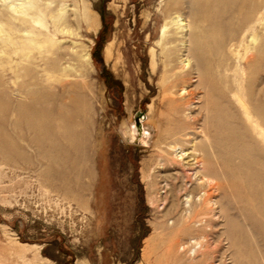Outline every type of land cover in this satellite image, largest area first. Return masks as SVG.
Wrapping results in <instances>:
<instances>
[{
	"label": "rangeland",
	"instance_id": "obj_1",
	"mask_svg": "<svg viewBox=\"0 0 264 264\" xmlns=\"http://www.w3.org/2000/svg\"><path fill=\"white\" fill-rule=\"evenodd\" d=\"M51 1L75 34L49 21L57 45L33 51L34 85L16 84L20 55L15 70L0 62V264H264V198L253 196L264 193V0ZM189 60V83L166 92ZM185 87L195 95L176 113ZM204 153L224 187L191 220L210 191L189 169Z\"/></svg>",
	"mask_w": 264,
	"mask_h": 264
},
{
	"label": "bare ground",
	"instance_id": "obj_2",
	"mask_svg": "<svg viewBox=\"0 0 264 264\" xmlns=\"http://www.w3.org/2000/svg\"><path fill=\"white\" fill-rule=\"evenodd\" d=\"M0 2L2 3V7H4V9L0 10V46H1L0 62L3 58V56H8L10 59V61L8 63L12 64V69L15 70V68L13 66V63H14L13 57L20 55L22 57L23 62L26 63V65H28V66H25V64H23V63L17 64V68H16L15 72H16V75L18 77V81L16 82V84L21 79L31 78V80L29 82L26 81L25 84H22V85H24L23 87H27L28 85H34L35 82L33 81L32 76L34 75L35 70L33 69V67L30 68V66H32V64H34V61L36 59L35 58L36 56L33 55V51L43 49V48L45 49L47 47H48V49L51 50L53 47H55L57 45V43L55 42V38H52L50 35V29H49V24H48L49 21H52L57 34L61 33L64 35H74L75 34L74 31L71 30L72 22L67 17L66 8H64L63 5L61 8L54 7V1H51L49 3L48 2L43 3L44 0H31L29 2H23L22 4H18V2H20V0H0ZM83 20L92 29L98 27L99 19L96 16L94 17L93 14L88 12V11L83 16ZM253 40H254V42H256L258 39L253 38ZM194 42H195L194 44L197 45V46L195 45L197 52H200L201 50L203 51V49H205V47L202 44V41L200 39L195 38ZM197 52L195 53V50H194V53H193V51L191 50V52H190L191 56H193V59H195V57L197 58L196 62H197L198 70H200L201 72L204 71V73H206L207 69H206L205 64L207 63V60H206V58H203L201 56L199 57V55H197ZM107 53L109 56H112L111 48H108ZM43 59L46 60L45 57ZM79 59L81 60L82 58H79ZM83 60H84L86 65H89L91 62L90 54H87V57ZM186 62L187 61H183L184 66H183L181 72L174 73V71H173V75L171 77L172 79H170V81H168L169 86H167L166 92H170V93L174 94L175 89H179L180 87H183V86H185V84L189 83V81L191 79L190 76L192 74L191 73L192 66H191L190 60H189V62H187V63ZM47 66H49V65H47ZM153 66H154V64H153ZM57 67H59V66H57ZM50 73L51 72H49V74ZM200 83H201L200 85L202 86V81ZM42 87H44V86L41 84V89H43ZM44 89H46V88H44ZM182 91L183 92L180 94V96H181L180 100L181 101H177L176 99L170 100L174 105L173 109L175 110L176 113H179L182 110V108H184V106H189V104H190L189 103L190 102L189 97L195 95L194 92L191 90H188L187 87L183 88ZM43 98H44V96H43ZM240 102H241V100H240ZM178 103H180V104H178ZM241 103L244 104V108L246 109L247 107H245L246 106L245 102H241ZM249 111H251V110H249ZM29 112H27L29 115L32 114L33 117L36 116L37 118L39 116L43 117L46 115V112H44L43 110L42 111L40 110L38 112L37 111L34 112L31 110V112L30 113ZM255 112H256V110H255ZM258 112H260V111H258ZM262 112H260V113L262 115H264V112L263 113ZM260 113H258V114H260ZM256 115H257V113H256ZM259 116L257 115V117H259ZM223 117H224V115H223ZM259 118H262V117L260 116ZM223 121H225V120L223 119ZM223 121H221V123ZM183 123H186V122H183ZM219 124H220V121H219ZM222 125L224 126V124H222ZM262 125H264V124H262ZM223 126H221V127L218 126L216 128L217 134L215 132L216 135H219V137H221V138H219L221 140V141L219 140L220 143H222L223 140H225V138H226L225 136H223V133H222V130H223L222 127ZM43 127L45 130L46 126H44V125L42 126L40 124L38 126V128H40V129H43ZM190 127H192V126H190ZM182 128H183L182 130L180 128H178L176 130V133L181 134L180 137H177L178 135L176 133L169 137L170 139L177 137L174 139V142H173L175 145H172L170 147L171 151L174 153V158L176 159L174 161L176 163H178L180 160L181 161L184 160L183 158L185 157L184 150L179 152L178 146H179V144L183 145L186 142V140H184L183 137H185L187 135L183 134V132H185L186 129L189 128V126L188 125L185 127L183 126ZM223 128H225V127H223ZM204 132L206 133V131H203V133ZM148 134L149 133H147V135ZM208 134H210V133H208ZM208 134L206 133L205 136L208 137ZM231 135H233V134H231ZM237 135H239V134H237ZM229 136H228V140H229ZM223 137H224V139H223ZM208 139H209L208 140L209 142L208 141L203 142V144L199 145L196 149L206 151V149L213 148V144H215L214 141H216V140H212L210 138H208ZM234 140L235 139H233V141ZM241 143H243V142H241ZM216 144H217V142H216ZM235 145H238V144H235ZM231 146H229V147H231ZM197 154H199V153L197 152ZM246 154H249V153H246ZM255 158H256V155H255ZM193 161H194L193 164H189V167H190L189 169L194 170V167H195L199 170H202L201 171V173H202L201 175L203 176L202 178L207 180L210 191L205 192V197L202 198L203 199L201 202L202 203L201 204L202 210L199 211V213L192 214V216L190 217L191 220H193L194 217L196 218L198 216L200 217V216L205 215L206 207L213 201V193L211 191L222 190L224 187L223 184H221V182L216 183V184L212 183V181H210V175L207 173L208 171L206 172V170L214 167V163L211 160V157H209L206 153H204L203 156H198V155L195 156ZM217 163H218V161H217ZM223 166H224V164H223ZM220 168L222 170H224L222 165L220 166ZM199 170H198V172H199ZM189 172H191V171H189ZM203 179H201V180H203ZM250 186H252V183H247L245 185V188L248 190L252 189V191L250 190V194H252V193H254L253 192V190H254L253 186L254 185L252 187H250ZM255 190H258V189L255 188ZM260 191H258V192L256 191V193H254L253 196L256 194L254 196L255 198H256V196L258 199L264 198V193L260 192ZM222 196H220V197H222ZM185 223H186L185 227H188V229H190V226H189V224H191L190 221H186Z\"/></svg>",
	"mask_w": 264,
	"mask_h": 264
},
{
	"label": "water",
	"instance_id": "obj_3",
	"mask_svg": "<svg viewBox=\"0 0 264 264\" xmlns=\"http://www.w3.org/2000/svg\"><path fill=\"white\" fill-rule=\"evenodd\" d=\"M139 132L142 134V128L139 127ZM140 134V135H141ZM144 135V134H143ZM126 142L136 144V145H143L140 141V137H135L133 134H128V136L125 137Z\"/></svg>",
	"mask_w": 264,
	"mask_h": 264
}]
</instances>
